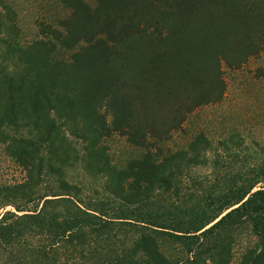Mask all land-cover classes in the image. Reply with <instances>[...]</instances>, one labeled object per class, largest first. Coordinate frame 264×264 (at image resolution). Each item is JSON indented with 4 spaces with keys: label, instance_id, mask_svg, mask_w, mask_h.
<instances>
[{
    "label": "trees",
    "instance_id": "trees-1",
    "mask_svg": "<svg viewBox=\"0 0 264 264\" xmlns=\"http://www.w3.org/2000/svg\"><path fill=\"white\" fill-rule=\"evenodd\" d=\"M59 1L22 42L0 0V144L24 174L0 183V264H264V143L167 145L264 51V0Z\"/></svg>",
    "mask_w": 264,
    "mask_h": 264
},
{
    "label": "rangeland",
    "instance_id": "rangeland-1",
    "mask_svg": "<svg viewBox=\"0 0 264 264\" xmlns=\"http://www.w3.org/2000/svg\"><path fill=\"white\" fill-rule=\"evenodd\" d=\"M4 1L17 12L22 42H28L37 36L38 21L55 23L69 13V9L59 0ZM262 67L264 51L238 69L225 68L226 91L223 98L217 103L201 106L192 112L182 129L175 132L167 141V145L170 148L184 146L198 131H204L210 138L216 140L230 131H238L247 143L253 141L264 143V76L257 75L258 69ZM106 143L111 157L119 163L134 153L125 139L118 135L106 139ZM193 172L201 174L208 170L193 168ZM23 175L21 168L5 153L4 146L0 144V183L17 182ZM67 179L79 184L83 193L88 195L92 194L94 189H101L102 182L86 177L79 166L67 170ZM242 244L245 242L242 241ZM240 250L239 240L234 248L235 259Z\"/></svg>",
    "mask_w": 264,
    "mask_h": 264
}]
</instances>
